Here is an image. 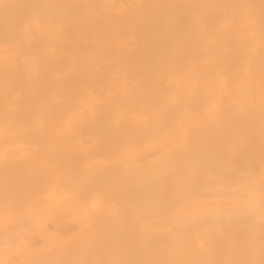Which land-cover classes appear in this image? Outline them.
Returning a JSON list of instances; mask_svg holds the SVG:
<instances>
[{"label":"bare ground","instance_id":"6f19581e","mask_svg":"<svg viewBox=\"0 0 264 264\" xmlns=\"http://www.w3.org/2000/svg\"><path fill=\"white\" fill-rule=\"evenodd\" d=\"M262 209V0H0V264H261Z\"/></svg>","mask_w":264,"mask_h":264},{"label":"snow or ice","instance_id":"6c2138e0","mask_svg":"<svg viewBox=\"0 0 264 264\" xmlns=\"http://www.w3.org/2000/svg\"><path fill=\"white\" fill-rule=\"evenodd\" d=\"M262 4H264V0H262ZM262 223H264V209H262ZM236 264H248V262H236ZM261 264H264V261H261Z\"/></svg>","mask_w":264,"mask_h":264}]
</instances>
